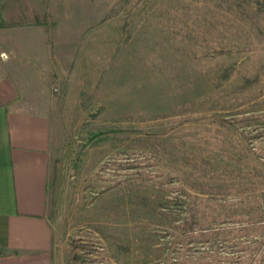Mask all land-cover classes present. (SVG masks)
I'll return each instance as SVG.
<instances>
[{"label": "rangeland", "instance_id": "374dc122", "mask_svg": "<svg viewBox=\"0 0 264 264\" xmlns=\"http://www.w3.org/2000/svg\"><path fill=\"white\" fill-rule=\"evenodd\" d=\"M3 14L4 57L40 52L56 264H264V0Z\"/></svg>", "mask_w": 264, "mask_h": 264}, {"label": "crops", "instance_id": "0c3cea01", "mask_svg": "<svg viewBox=\"0 0 264 264\" xmlns=\"http://www.w3.org/2000/svg\"><path fill=\"white\" fill-rule=\"evenodd\" d=\"M20 32L22 44L30 42L40 48V34L34 40L30 27ZM3 53L2 50L0 264H56L58 248L49 218L53 124L41 100L40 52L16 50L7 57Z\"/></svg>", "mask_w": 264, "mask_h": 264}, {"label": "trees", "instance_id": "16d2710c", "mask_svg": "<svg viewBox=\"0 0 264 264\" xmlns=\"http://www.w3.org/2000/svg\"><path fill=\"white\" fill-rule=\"evenodd\" d=\"M8 1L9 0H0V27H4V26H10L11 23H6L3 19L4 17V10L8 7ZM26 2V0H24ZM14 9L10 8V12L9 15L10 17H14L15 13H14ZM21 19H23V22H36V23H48V19L45 17V15L41 12V11H37V10H32V9H27V8H23L20 17Z\"/></svg>", "mask_w": 264, "mask_h": 264}]
</instances>
